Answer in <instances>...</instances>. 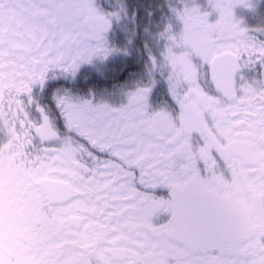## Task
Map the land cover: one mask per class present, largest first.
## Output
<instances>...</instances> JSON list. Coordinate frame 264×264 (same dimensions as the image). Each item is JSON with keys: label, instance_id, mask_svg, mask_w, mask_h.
<instances>
[{"label": "snow or ice", "instance_id": "1", "mask_svg": "<svg viewBox=\"0 0 264 264\" xmlns=\"http://www.w3.org/2000/svg\"><path fill=\"white\" fill-rule=\"evenodd\" d=\"M0 264H264V0H0Z\"/></svg>", "mask_w": 264, "mask_h": 264}, {"label": "flooded vegetation", "instance_id": "2", "mask_svg": "<svg viewBox=\"0 0 264 264\" xmlns=\"http://www.w3.org/2000/svg\"><path fill=\"white\" fill-rule=\"evenodd\" d=\"M129 70L133 68L130 66ZM114 71L118 72L119 67L114 68ZM20 178L22 177L13 176L9 183L5 240L12 248L22 252L42 238L48 217L39 208V202L42 195L54 196L58 191V185L53 178V181L45 186L43 193L38 191L40 195L38 198H31L33 195L30 194V198L24 200L29 189L22 185ZM29 186L32 187L31 184ZM241 203L245 208L249 207L243 201Z\"/></svg>", "mask_w": 264, "mask_h": 264}, {"label": "rangeland", "instance_id": "3", "mask_svg": "<svg viewBox=\"0 0 264 264\" xmlns=\"http://www.w3.org/2000/svg\"><path fill=\"white\" fill-rule=\"evenodd\" d=\"M20 181H22V185H24L26 188L29 189L28 193H27V197H24V200L30 198L29 195H33L31 198H38L40 195H39V192L38 190L34 189L33 187H30V183L27 182L24 177L20 178Z\"/></svg>", "mask_w": 264, "mask_h": 264}]
</instances>
